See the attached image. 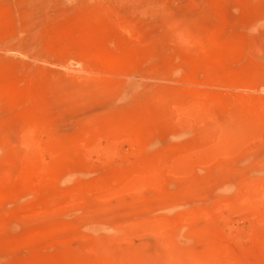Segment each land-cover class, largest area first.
Returning <instances> with one entry per match:
<instances>
[{
  "label": "rangeland",
  "instance_id": "1",
  "mask_svg": "<svg viewBox=\"0 0 264 264\" xmlns=\"http://www.w3.org/2000/svg\"><path fill=\"white\" fill-rule=\"evenodd\" d=\"M0 264H264V0H0Z\"/></svg>",
  "mask_w": 264,
  "mask_h": 264
}]
</instances>
